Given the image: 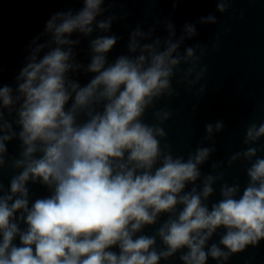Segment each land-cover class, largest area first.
<instances>
[{
    "label": "clouds",
    "instance_id": "obj_1",
    "mask_svg": "<svg viewBox=\"0 0 264 264\" xmlns=\"http://www.w3.org/2000/svg\"><path fill=\"white\" fill-rule=\"evenodd\" d=\"M75 2L82 6L53 12L30 40L13 84L3 83L0 65V264H228L259 247L264 122L249 123L245 147L205 173L224 119L206 123L185 158L174 154L164 127L173 110L157 107L179 96L174 80L195 89L198 103L206 94L208 46L187 42L198 26L217 25V16L202 15L178 32L172 15L185 0H169L173 12L146 30L137 24L126 51L110 60L123 39L113 25L130 13L118 15L117 0ZM214 2L223 15L236 0ZM83 41L86 63L78 58ZM238 162L243 187L225 179L224 169ZM217 184L220 198L210 202ZM31 185L47 195L35 196Z\"/></svg>",
    "mask_w": 264,
    "mask_h": 264
}]
</instances>
